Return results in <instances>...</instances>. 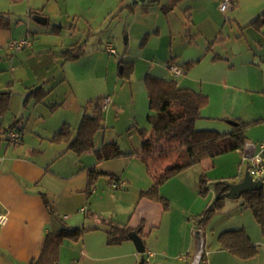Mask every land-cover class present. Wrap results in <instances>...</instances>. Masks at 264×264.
I'll return each mask as SVG.
<instances>
[{
	"label": "rangeland",
	"instance_id": "obj_1",
	"mask_svg": "<svg viewBox=\"0 0 264 264\" xmlns=\"http://www.w3.org/2000/svg\"><path fill=\"white\" fill-rule=\"evenodd\" d=\"M149 1L135 3L134 0H27L24 3L40 10L45 8L44 13L49 17L48 27L60 28L63 34L74 33L84 42L85 56L80 63L69 67L68 71L71 79H77L75 91L82 98L88 97L86 99L90 101L102 99L101 104L107 96L112 99V103H109L103 112L104 130L96 134L95 146L115 141L121 151H129L141 144L137 130H145L148 136L150 135L152 127L147 120L149 110L144 85L147 74L174 80L180 87H187L208 96L209 103L202 111L203 119L195 124L196 130L227 133L233 128L228 122L239 119L243 124H249L244 129L248 142L258 145L264 141V36L258 35L249 27L241 30L233 28L231 32L229 24H235L225 19L227 14L220 12L219 1L218 12L214 9L204 13L194 10L192 23L188 22L184 12L192 0L179 2L174 13L168 16L170 21L159 7L150 6ZM0 5H6L7 9L14 13L19 10V7L11 4L9 0H0ZM14 15L18 17L17 14ZM17 23L18 21L12 18L11 28L18 36L19 33L24 34L25 28H22L21 32V28H16ZM31 24L36 27L35 23ZM223 25L226 28H220ZM188 30L191 34H188ZM200 30L202 34L194 35ZM220 33L223 40L213 42L214 35ZM262 33L264 34V30ZM108 47L112 48L115 54L108 53ZM214 55H219L222 59L213 61ZM172 59L176 62L170 63ZM121 60L122 64L119 63ZM188 61L199 62L186 71L183 64ZM124 63H132V71L129 76L120 77ZM170 66L177 67L181 75L174 76ZM89 76L93 77L92 82L89 81ZM86 99L85 102L88 101ZM35 105L38 106V114H44L43 108H48L49 101ZM37 119L42 121L35 115L33 122H29L27 133L36 124ZM52 148L56 149V146L52 145ZM159 149V145L153 146L150 163ZM70 155L74 156L73 153ZM88 156L90 161L93 160V156L84 155L82 158L85 165L91 163ZM112 162H117L113 163L118 164L117 168L123 163L109 161L105 164ZM208 164L211 168L206 173L200 165L191 166L161 188L160 194L169 200L170 210L156 220L155 223L159 222L160 226L156 224L155 228L151 229V234L145 240L149 245L162 250L167 242L177 243L183 238H192L193 231L197 230L195 222L198 215L204 212L206 203L214 201L212 190L205 196L199 195L200 176L205 173L209 182L243 179L250 165L248 160L234 150L226 151L213 158V161L210 159ZM108 180V175H102L97 180L90 204L96 199L97 207L102 210L99 214L102 217L129 219V207L116 196L120 190L110 187L108 189ZM68 184H72V181L53 179L50 182L56 195L55 200L50 198L51 204L60 219L70 212L75 221L81 223L84 215L80 209L82 205L87 206L86 197L84 193L74 192L72 196L65 193L64 187ZM108 192L115 196L110 197ZM262 194L264 196V186ZM83 199L85 202L80 204ZM105 201H108V204ZM244 201L243 195L237 199L225 197L220 211L205 222L202 230L205 235V259L201 264H264V237L252 211L242 206ZM185 209L187 213L182 215L181 211ZM237 229L244 230L251 243L256 246L257 254L254 257L242 259L221 250L218 235ZM89 234L91 233H87V238H92ZM171 248L176 251L177 245ZM147 249L151 250L150 247ZM148 250L144 254L136 253L137 263L143 256L147 264H153L157 255L152 259ZM192 252L193 250L190 255ZM131 262L133 259L123 256L100 264Z\"/></svg>",
	"mask_w": 264,
	"mask_h": 264
},
{
	"label": "crops",
	"instance_id": "obj_2",
	"mask_svg": "<svg viewBox=\"0 0 264 264\" xmlns=\"http://www.w3.org/2000/svg\"><path fill=\"white\" fill-rule=\"evenodd\" d=\"M26 1L9 0L11 4L17 8L19 7L17 13L7 9L6 5H0V13L10 18L9 28L0 29V91H9L11 94L8 112L0 117V211L5 214V221L0 223V264H29L41 254L46 236L63 228L79 229L84 233L77 241L69 239L62 241L57 264H89L90 262L100 264L123 256L133 259L131 264H138L137 251L130 240L123 241L118 245L107 244L106 232L113 223L134 229L143 226L144 238L142 241L145 252L148 250L147 247H150L151 250H148V253L152 254V259L157 255V259L153 261V264L187 263L192 255L190 253L193 250V236L192 238H183L177 243L175 241L167 242L162 250L155 249L153 245H149L150 243L145 241L151 234V229L155 228L156 224L160 226L159 222L155 223L158 217L169 212L170 202L169 209L163 211L161 203L141 197L142 192L150 189L153 179L147 172V167L139 155L126 154L138 153L141 150L142 141L136 149L122 151L125 156L99 163H96L93 151L77 156L68 150V143L59 145L51 142V138L63 124L70 125L74 137L76 128L82 118L83 107L90 101L86 99L88 97L82 98L78 95L75 91V86L78 84L77 79H71L68 75L69 67L80 63L86 52L84 42L80 37L74 33L63 34L60 28L48 27L49 17L44 13L45 8L40 10L29 4L24 5ZM181 1H175L169 12H165L163 7L170 4L171 0H164V2L162 0H150L149 2H151L150 6L159 7L160 11L166 15L167 20L170 21L168 16L174 13ZM218 1L220 0H192L184 11L188 22L192 23L194 10L204 13L206 10L214 9L218 12ZM14 14H17L18 17H14ZM225 14L227 15L224 18L235 24H229L231 32H233V28H240L241 30L249 27L256 31L258 35L264 36L262 33L264 25L259 30L251 26V23L255 20L262 19L264 0H235L233 7ZM34 15L46 18V23H37L32 19ZM12 18L18 21L16 25L18 30L21 28L22 32V28H25L23 30L24 34L15 35L11 28ZM31 23H35L36 27L32 26ZM224 27L226 28L224 25L220 28ZM170 28H172V24ZM187 32L191 34L189 30ZM197 34H202V31L194 33V35ZM26 38L31 41L29 46L20 51L10 48L11 43ZM212 40L218 43L223 40V36L221 33L216 34ZM74 46H81L84 51L83 55L74 60L63 61L61 58L62 53ZM221 59L219 55H214L212 60ZM171 61L170 63L176 62L175 59ZM198 62L188 61L183 65L190 63L191 66L188 68L183 67L187 71L193 64ZM91 75L93 76V73ZM88 78L90 82L93 81V77L89 76ZM107 98L110 99L109 103H112V99L109 96ZM85 99L88 101L85 102ZM47 100L49 101L48 108H43L44 114H38V106L35 104L45 103ZM106 106L103 107L101 104L103 112ZM203 109L201 110V119H203ZM35 115L42 121L39 122L37 119L36 124L27 133L29 122H33ZM233 121L238 122V125L241 122L239 119H233ZM10 130L20 132L22 137L19 144L10 143L7 140L6 133ZM52 145L56 146V149L52 148ZM102 145L95 146V149L100 148ZM258 145H255V149ZM236 151L244 157V149L242 152ZM70 153H73L74 156H71ZM86 154L93 156L91 161L88 156L91 163L87 165L83 163L82 158ZM211 160L213 161V159ZM109 161H123V163L121 162L120 167L117 168L118 164H113L117 162L105 164ZM208 162H210V159L198 164L205 173L211 168ZM90 168H95L102 174L112 176L114 178L113 183L119 184L118 187L114 188L113 184H110V180L107 181L108 189L110 187L114 190H120L116 193V196L129 207L127 212V215L131 214L129 219H126V217L123 220L116 217H113L114 219L102 217L99 215L102 210L97 207L96 199L90 204L94 187L89 198L85 193L87 170ZM181 173L175 177H178ZM205 173L202 174L206 177ZM53 179L64 182L72 181V184L64 187L65 193H69L71 196L74 192L84 193L87 206H81L80 212L84 215L81 223L75 221L70 212H67L68 215H64L60 219V215L54 210L50 199H56L55 192L50 185ZM206 179L209 190H212L211 185L214 182H209L207 177ZM241 180L221 181L238 183ZM163 186L160 187L159 194ZM199 192L200 183L198 182ZM212 193L215 199L213 190ZM108 194L110 197L115 196L110 192ZM42 196L47 199L50 210L44 205ZM160 196L165 197L161 194ZM82 202H85L84 199L80 200V204H83ZM212 202L209 201L205 204L204 211ZM106 203L108 204V201ZM108 209L110 210V205ZM181 213L185 215L187 210H182ZM87 233H91L89 235L92 238H87ZM80 240L81 242H79ZM155 240H157V236ZM176 245L177 249L174 251V248L171 247H176Z\"/></svg>",
	"mask_w": 264,
	"mask_h": 264
},
{
	"label": "trees",
	"instance_id": "obj_3",
	"mask_svg": "<svg viewBox=\"0 0 264 264\" xmlns=\"http://www.w3.org/2000/svg\"><path fill=\"white\" fill-rule=\"evenodd\" d=\"M175 1L177 0H171L170 4L163 7V10L169 12ZM9 25L10 18L0 13V29H8ZM263 25L264 15L262 19L251 23V26L256 30H259ZM83 53L81 46H74L64 51L61 58L63 61L74 60ZM119 63L122 64L123 61L121 60ZM132 65V63H124L119 76H129ZM183 66L188 68L191 64L188 63ZM144 85L149 110L147 120L152 127V131L148 136L145 130H137L142 140L141 150L138 153L126 155H139L147 167V172L153 179L152 186L146 192H142L141 197L161 203L163 211H167L169 201L160 196V187L189 167L213 159L226 151L239 150L242 152L247 142L244 129L249 124L239 122L237 127L231 128L227 133H219L213 130H196L195 124L202 118L201 110L208 104L207 96L191 89L181 88L173 80L161 79L149 74L144 78ZM10 95L9 91H0V117L8 112ZM101 102L102 99H96L89 101L83 107L82 118L76 128L74 137L70 125L63 124L53 135L51 142L54 144L68 143V150L77 156L93 151L96 163L125 156L115 142L105 143L100 148L95 149V136L98 132L104 130ZM154 145H159L160 149L150 163V154H152L151 150ZM102 175L105 174L98 172L95 168L87 170V188L85 190L87 198L90 197L95 183ZM109 180L110 184H113L114 178L112 176H109ZM199 183V194L204 196L209 190L206 177L202 175ZM227 184L228 182L225 181L212 183V190L215 197L218 196V198L214 199L206 210L198 216L195 222L197 229H203L205 222L220 211L222 201L225 198L224 195L228 191ZM243 196L245 201L242 206L252 211L264 237V196L262 189L244 193ZM42 197L44 205L49 209L47 199L44 196ZM132 231L136 232L141 239L144 238L143 226L134 229L116 223L111 224L106 232L107 244L118 245L129 240L128 234ZM83 233L82 230L68 228L49 233L45 238L41 254L29 264H57L62 241L64 239L77 241ZM217 240L221 250L239 258L248 259L257 254L256 246L251 243L246 232L242 229L224 231L218 235ZM204 259L205 254L201 263Z\"/></svg>",
	"mask_w": 264,
	"mask_h": 264
},
{
	"label": "water",
	"instance_id": "obj_4",
	"mask_svg": "<svg viewBox=\"0 0 264 264\" xmlns=\"http://www.w3.org/2000/svg\"><path fill=\"white\" fill-rule=\"evenodd\" d=\"M145 0H134L135 3L144 2ZM39 24H45L46 18L41 17L39 15H34L32 17ZM228 124L232 127H237L238 122L229 121ZM255 151V145L246 142L244 146V157L246 159H250L253 156ZM264 183L262 181H253L251 176L249 175L248 168L243 177V179L238 183H228V191L225 193L226 198L230 199H237L240 198L244 193L247 192H255L262 189ZM218 196L215 197V200ZM193 236V252L190 257V260L185 264H200L203 255H204V245H205V236L204 232L201 229L194 230L192 233ZM129 240L133 243L137 253L144 254L145 253V246L142 239L138 236V234L134 231L128 234ZM138 264H147L145 262L144 257L142 256ZM160 264V263H155Z\"/></svg>",
	"mask_w": 264,
	"mask_h": 264
},
{
	"label": "built area",
	"instance_id": "obj_5",
	"mask_svg": "<svg viewBox=\"0 0 264 264\" xmlns=\"http://www.w3.org/2000/svg\"><path fill=\"white\" fill-rule=\"evenodd\" d=\"M235 0H220L219 1V10L221 13L225 14L228 12L234 4ZM30 39L26 38L18 42H13L10 44V48L15 51H20L24 47L30 45ZM107 52L110 54H115V51L108 47ZM170 71L173 73L174 76L181 75V72L177 67H169ZM110 102L109 98H106L102 103V106L105 107ZM7 140L13 144H19L21 142V134L18 130H10L6 133ZM250 165L248 167L249 175L251 176L253 181H262L264 183V141H262L258 147L255 149L253 156L248 159ZM118 183H113V187H118ZM5 221V214L0 211V223ZM149 257L152 254H148Z\"/></svg>",
	"mask_w": 264,
	"mask_h": 264
}]
</instances>
